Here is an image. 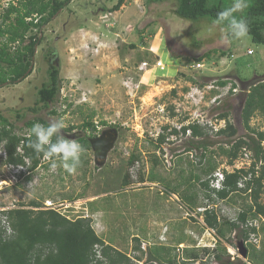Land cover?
<instances>
[{
	"label": "rangeland",
	"instance_id": "rangeland-1",
	"mask_svg": "<svg viewBox=\"0 0 264 264\" xmlns=\"http://www.w3.org/2000/svg\"><path fill=\"white\" fill-rule=\"evenodd\" d=\"M5 1L0 0V14L8 6ZM117 2L73 0L42 30L33 31L41 40L33 74L18 85L0 87V112L17 135L30 134L29 121L47 124L62 118V134L68 139L93 135L94 130L83 128L86 123L95 125L97 137L102 132L116 134L113 150L104 164L96 160L93 151L83 152L76 174L67 173L59 164L50 170L45 161L34 171L31 182L0 193V207L10 209L17 202L29 206L37 201L42 209L50 202L69 220L91 219L105 244L133 259L134 264H145L149 249L163 247L179 264L191 253L186 251L201 259L188 264H216L206 252L217 246L218 237L202 224L199 209L208 193L201 181L236 163L229 165L220 150L221 144L227 147L228 137L207 130L210 140L220 144L205 153L190 145L191 136L182 135V128L193 114L200 113L214 123L228 112L238 132L236 138L246 137L242 109L251 84L264 79V45L255 44L251 37L243 43H224L225 33L219 26L209 34L210 19L191 22L179 18L172 0H125L115 12L112 8ZM229 3L208 0L209 7L221 4L225 9ZM253 3L248 0L242 18ZM209 52L213 54L202 61V69L190 68ZM159 61L164 69L154 68ZM50 67L59 70L60 93L44 107L38 103V92L49 83ZM220 80L228 81V86L207 88L202 101L201 95H193L194 88L217 87ZM233 85L235 93L229 92ZM198 101L201 103L196 106ZM250 126L264 132V116L256 114ZM172 130L179 134L171 135ZM161 135L166 143L159 148ZM133 155L138 160L129 165ZM0 164V172L11 178L14 171ZM211 168L214 171L209 172ZM126 174L130 175L128 187L123 186ZM185 195H194L196 204L189 207ZM261 201L264 204V195ZM249 205L247 197L234 195L218 202L217 211L226 221ZM260 236L258 252L264 231ZM135 238L140 250L135 249ZM220 243L229 255L230 251L234 254L237 241ZM137 257L143 260L137 262Z\"/></svg>",
	"mask_w": 264,
	"mask_h": 264
},
{
	"label": "trees",
	"instance_id": "trees-1",
	"mask_svg": "<svg viewBox=\"0 0 264 264\" xmlns=\"http://www.w3.org/2000/svg\"><path fill=\"white\" fill-rule=\"evenodd\" d=\"M72 1L10 0L8 2V6L0 14V87L7 84L18 85L33 74L36 48L41 43V40L37 38V33L35 34L33 31L42 30ZM172 1L176 3L175 15L191 22H197L204 18L212 21L220 11L224 10L221 4L209 7L208 0ZM124 4L125 0H118L112 10L117 12ZM243 19L248 24L252 41L258 45H264V0H254ZM211 54L213 52L203 54L196 59V62L209 59ZM221 54L225 53L222 52ZM47 76L49 83L44 84L38 92V103L43 104L44 107L53 103L60 93L59 70L56 67H50ZM228 84L226 80L218 82V86L223 88L227 87ZM235 88L236 86L233 85L232 89ZM256 114L264 116V79L251 84L242 109L241 116L247 132L246 137L236 138L238 132L231 124L228 112L219 117V119H225L227 122L226 128L221 130L218 136L229 138L225 143L227 147H224L223 144L220 145L221 153L227 157L228 164L233 165L239 159L240 152L244 148L251 150L255 157V162L252 163L249 170L241 169L233 173H225V188L217 193L221 201H227L234 195L244 196L250 200L247 209L238 214V219L242 223L248 219L264 217V204L261 201L264 195V151L260 147V142L264 139V132H259L250 126V121ZM37 122L46 124L42 120H33L27 123V127L31 129ZM83 128L94 130L93 135H85L78 140L86 150L90 145L88 138L97 137V135L93 123H86ZM167 129L166 127L165 131ZM188 131L191 132L189 143L197 150H203L206 153L209 148L220 144L211 141L207 129L198 125L183 127L182 135L187 134ZM178 134L177 130L171 131V135ZM232 138L236 139L232 140ZM32 139L30 134L29 137L17 135L15 127L0 112V145L5 143L8 163L24 165V160L27 159L30 162L29 170L33 174L45 161L28 147ZM164 143H166V137L161 135L157 140L158 147L161 148ZM18 147H22L23 154L17 153ZM186 152L190 153L191 151L187 150ZM214 153L211 151L212 155ZM202 158H205L204 154H202ZM137 160L138 157L133 155L128 164L134 165ZM261 161L262 165L257 175L256 166ZM211 171L214 169L211 168L209 172ZM249 174L252 177L250 181H246V188L239 189V181ZM31 176L25 177L23 183L31 182ZM196 178L199 182L200 178ZM22 185L20 184L18 188L23 187ZM129 185L130 175L126 174L123 186L128 187ZM201 186L206 189L207 198L211 199L209 180L201 181ZM249 190L251 192H248ZM183 199L189 203V207L196 204L194 195H185ZM28 205L33 208H40L41 203L31 201ZM6 214L13 235L10 238H4L5 230L0 221V264H134L133 259L105 244L104 240L95 233L91 219L80 218L72 221L55 210L15 209ZM204 222L208 229L216 232L218 237L217 246L212 251H206L216 264H262L264 261V243L259 252L257 249L261 247L256 248L253 245H247L249 253L246 262L239 257L232 260L231 255L227 253V248L220 247L222 246L220 242L223 241L229 245L232 244L231 235L235 231L237 240L245 241L249 238L250 233L256 232V229L241 230L237 223L229 220H218L217 215L209 211L204 213ZM261 231H264V223L261 225L260 234ZM134 241L138 244L135 249L140 250L139 239L135 238ZM168 251L169 249L165 247L149 249L148 253H145L147 254L145 264L150 262L179 264L170 259ZM186 252L191 253L187 255V260L183 261L182 264L201 260L197 253ZM142 260V257L136 259L137 262Z\"/></svg>",
	"mask_w": 264,
	"mask_h": 264
},
{
	"label": "clouds",
	"instance_id": "clouds-1",
	"mask_svg": "<svg viewBox=\"0 0 264 264\" xmlns=\"http://www.w3.org/2000/svg\"><path fill=\"white\" fill-rule=\"evenodd\" d=\"M247 7L248 0H230L229 5L224 10L220 11L216 18L211 21L210 26L207 28V32L212 34L219 26L221 32L225 33L223 36L224 43L230 41H239L243 43L247 41L250 38L249 27L247 22L240 15ZM64 128L65 121L62 118L47 124L35 123L30 129V136L33 139L29 142L28 147L31 148L37 156H41L44 161L49 162L50 170H55L59 164L67 173L76 174L81 164V156L85 149L77 140L66 138L62 134V129ZM19 148L22 151V147H18L17 153L23 154V151L22 153L19 152ZM2 154H5V157H3ZM0 161L5 165H14L8 163V152L5 148V143L0 145ZM28 164L26 171L20 175L22 180L21 184H23L25 177L27 178L32 175V172L29 170L30 163ZM24 166H26V162ZM19 205L21 207L33 208L20 202ZM5 206L6 205H3L2 207ZM8 211L12 210L0 212V214H2L0 216V221L2 224L3 219L6 218L7 224L10 227V221H8L6 214Z\"/></svg>",
	"mask_w": 264,
	"mask_h": 264
},
{
	"label": "built area",
	"instance_id": "built-area-1",
	"mask_svg": "<svg viewBox=\"0 0 264 264\" xmlns=\"http://www.w3.org/2000/svg\"><path fill=\"white\" fill-rule=\"evenodd\" d=\"M10 0L5 1V5H8V2ZM249 54H252V52L250 51ZM142 65L144 67L147 66L146 62H143ZM141 65L140 69H143L144 67ZM164 65L162 63V61L159 62H155V66L154 68H160V69H164ZM204 67V64L202 62H198L194 65H192L190 68L193 70H200ZM209 90H213V89H217L220 88L219 86L215 87L213 84L209 85V86H205L203 89L199 88H194L193 89V95H201L200 100L202 101L204 99V90L206 89ZM223 88V87H222ZM226 88V87H224ZM236 89H232V87H230V91L229 92H236ZM198 98V96H197ZM218 97L216 96L215 98L212 99L213 103H215L217 101ZM201 101H198V103L196 104V106H198ZM203 114V113H202ZM193 115H195L193 117ZM192 116H190V119H188V121L186 122V126L189 125H198L202 128L207 129L209 132L212 131V129L214 130L215 134L218 136V133L226 128L227 122L225 119H216L214 123L210 122V119H204L202 117V115H200V113L198 114H193ZM211 131H210V130ZM100 130V129H98ZM260 132V131H259ZM181 134V133H180ZM187 134H189L191 136V132L188 131ZM29 137V136H27ZM254 137L257 139L256 135H254ZM260 147L263 149L264 151V139L260 142ZM20 153H22V151H19ZM3 157H5V154H2ZM26 162V166H22V165H5L3 164V166L11 168L14 172L13 175L11 176V178L8 176H6L5 174L0 172V193L6 190H9L11 188H18V186L21 184V178L20 175L23 174L26 171V168L28 167V160H25ZM255 162V157L254 154L251 150L244 148L242 149V151L240 152L239 155V159L237 161H235L236 164H234L231 168H227V169H218L211 177H209V183H210V190L211 192L209 194H211V202L210 199L208 198L207 200H205V205L199 209V212L203 214L202 216V224L207 228L205 222H204V213L209 211L210 213H214L215 215H217L218 220H222V217L218 214V202H224L221 201L217 195V193L219 191H222L225 186H224V182H225V173H233L236 170H241V169H245V170H249L252 166V163ZM262 165V161L259 162L256 166V174L258 175L259 173V168ZM1 166V164H0ZM246 166V167H245ZM19 169H22V171L20 172ZM252 175L249 174L248 176H245L243 179H241L238 183V187L239 189H245L246 188V181H250L251 180ZM248 192H251L250 190ZM210 202V203H209ZM16 206L14 207L13 204H11V206L13 205V207H11L9 209V207L6 208L5 207H0V212L2 211H7V210H15V209H33V208H28V207H21L19 205V202L15 203ZM9 206V205H8ZM62 206V205H61ZM54 205L50 202H47L44 204V208L42 209H33V210H55ZM241 212V211H240ZM239 212V213H240ZM238 213V214H239ZM189 215V214H188ZM228 220L230 222L233 223H237L240 226L241 230H247V229H251L254 228L256 229L255 233H250L249 234V238L245 241H238L236 238V231L231 235L232 240H235L238 242H243L246 246L249 245H253L256 248H260L261 247V236H260V229H261V225L262 223H264V217H259L257 219H248L245 223H242L239 221L238 219V215L235 217H228ZM2 227L5 230L4 233V238H10L11 235H13V232L11 230V228L9 227V225L7 224L6 218L3 219L2 221ZM208 229V228H207ZM209 231H211L212 233H214L216 235V232L212 229H208ZM236 243V244H237ZM238 253V249L234 248V254L231 253V257L232 260L235 259V256ZM99 255V253H97ZM238 257V256H237ZM149 264H158L156 262H150Z\"/></svg>",
	"mask_w": 264,
	"mask_h": 264
},
{
	"label": "water",
	"instance_id": "water-1",
	"mask_svg": "<svg viewBox=\"0 0 264 264\" xmlns=\"http://www.w3.org/2000/svg\"><path fill=\"white\" fill-rule=\"evenodd\" d=\"M116 140V134L108 135L107 133H102L100 136L90 141L95 153V158L100 164H104L106 162L108 154L113 150ZM236 247L240 255L239 258L247 261L249 253L247 246L243 242H238Z\"/></svg>",
	"mask_w": 264,
	"mask_h": 264
},
{
	"label": "flooded vegetation",
	"instance_id": "flooded-vegetation-1",
	"mask_svg": "<svg viewBox=\"0 0 264 264\" xmlns=\"http://www.w3.org/2000/svg\"><path fill=\"white\" fill-rule=\"evenodd\" d=\"M102 133H103V132H102ZM85 135H87V134H85ZM85 135H84L83 137H85ZM108 135H109V134H108ZM87 136H88V135H87ZM81 138H82V137L78 138V140L81 139ZM95 138H97V137H94V139H95ZM78 140H77V141H78ZM92 140H93V139H92ZM88 141H89V143H90L91 138H88ZM85 151H86V152H88V151H93L92 145L90 144V145H89V148L86 149ZM85 151H84V152H85ZM93 152H94V151H93ZM94 155H95V153H94Z\"/></svg>",
	"mask_w": 264,
	"mask_h": 264
},
{
	"label": "crops",
	"instance_id": "crops-1",
	"mask_svg": "<svg viewBox=\"0 0 264 264\" xmlns=\"http://www.w3.org/2000/svg\"><path fill=\"white\" fill-rule=\"evenodd\" d=\"M160 59V58H159ZM174 59H177V57H174ZM176 68H177V65H174ZM179 70H177L178 71V73L180 72V67L178 68Z\"/></svg>",
	"mask_w": 264,
	"mask_h": 264
},
{
	"label": "bare ground",
	"instance_id": "bare-ground-1",
	"mask_svg": "<svg viewBox=\"0 0 264 264\" xmlns=\"http://www.w3.org/2000/svg\"><path fill=\"white\" fill-rule=\"evenodd\" d=\"M100 136V135H99Z\"/></svg>",
	"mask_w": 264,
	"mask_h": 264
}]
</instances>
